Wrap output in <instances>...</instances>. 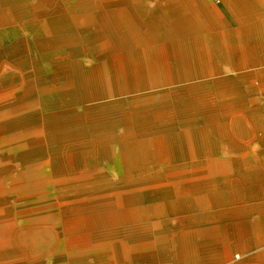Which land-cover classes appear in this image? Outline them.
<instances>
[{
	"label": "bare ground",
	"instance_id": "obj_1",
	"mask_svg": "<svg viewBox=\"0 0 264 264\" xmlns=\"http://www.w3.org/2000/svg\"><path fill=\"white\" fill-rule=\"evenodd\" d=\"M223 3L0 0L2 258L264 264V0Z\"/></svg>",
	"mask_w": 264,
	"mask_h": 264
},
{
	"label": "rangeland",
	"instance_id": "obj_2",
	"mask_svg": "<svg viewBox=\"0 0 264 264\" xmlns=\"http://www.w3.org/2000/svg\"><path fill=\"white\" fill-rule=\"evenodd\" d=\"M203 3L205 4V7L207 6L211 10L223 14L231 28L238 27L237 18L228 13V10L224 6L223 0H203ZM150 6H152V4H150ZM7 12L11 13L12 11L8 10ZM259 84L260 83L258 81H255V86H259ZM250 97L258 99L259 101L258 103H255L252 108L248 109V113L250 112V114L256 115V118H253L252 128L257 132V135L253 141H258V139H260L263 135L260 125L264 123V118L262 117V115H264V101H261V99L264 98V89L262 91L260 88L255 89L250 93ZM16 262L17 257L12 254L6 256L5 258H2L0 255V264H16Z\"/></svg>",
	"mask_w": 264,
	"mask_h": 264
}]
</instances>
